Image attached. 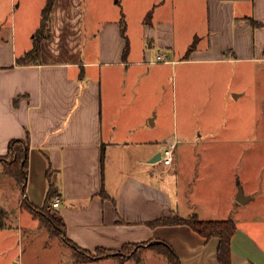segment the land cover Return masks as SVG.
Masks as SVG:
<instances>
[{
	"label": "crops",
	"instance_id": "0c3cea01",
	"mask_svg": "<svg viewBox=\"0 0 264 264\" xmlns=\"http://www.w3.org/2000/svg\"><path fill=\"white\" fill-rule=\"evenodd\" d=\"M48 1L0 0V157L14 139L30 147L19 206H43L52 181L60 205L49 210L66 226L64 239L92 254L165 241L181 264H219V240L150 223L232 219V264H264V233L249 212L264 195V95L249 91V77L257 83L264 72V26L251 20L264 24V0H55L40 61L19 65ZM212 98L252 108L227 112L229 127L176 123L188 120L190 104ZM213 115L203 107L196 117ZM172 141L174 164L152 163ZM254 145L263 146L261 166L234 156ZM214 149L231 157L201 158ZM6 177L19 186L0 161Z\"/></svg>",
	"mask_w": 264,
	"mask_h": 264
},
{
	"label": "rangeland",
	"instance_id": "374dc122",
	"mask_svg": "<svg viewBox=\"0 0 264 264\" xmlns=\"http://www.w3.org/2000/svg\"><path fill=\"white\" fill-rule=\"evenodd\" d=\"M153 2H155V0H142V4H146L147 7H150V4ZM119 5H124V3ZM175 7L179 9L177 2ZM1 13L3 17H7L9 21L12 20L13 14L9 13V9H7L6 6L1 10ZM150 16L151 15H149V17ZM180 29L181 27L178 28L179 35ZM249 78L251 82L249 85L250 93L257 91L259 96L264 95V72L258 76L259 82L257 83L252 82L253 75ZM170 84L171 90H173L172 81ZM193 86L196 85L193 84ZM214 100L213 98L199 99L193 102L190 104V111L188 110L190 113H186L188 120L183 121L182 118L180 120V117L177 116L178 119L176 123L191 129L196 127L197 124L205 128L213 127L211 129H215L219 126L225 127L227 125L229 127L233 120L228 117L229 114L227 112L230 113L231 110H251L252 108L248 100H243L240 105L237 106H232L231 104L229 106L224 99H218L215 100V102ZM253 100L254 99H251V101ZM208 101L214 102V105ZM196 106L200 107L198 111L193 109ZM203 107H205V111L208 113L212 115L215 113L212 118H201L199 120V118L196 117L199 112L201 113V111H203ZM162 109L167 120L170 115L169 106L165 105ZM170 116L173 119V116ZM256 147L257 145H254L253 148L250 147L247 150H239L234 156L238 159H242L240 157L253 158L259 163V166H261L263 146L260 148ZM229 152L230 151L220 149L206 150L201 158L215 161L223 158L229 159V157H231ZM184 156L185 159H196L192 153H186ZM253 173L256 177L254 180H257V176L261 173V168H254ZM224 174L226 173L224 172ZM14 183L15 182L9 177L0 180V264H173L166 254L152 247L144 249L141 255L142 261L138 258L127 260L126 257L123 259L119 257L117 259L105 256L101 258L102 260L100 262H97L98 260L83 262L86 256H82L81 258V256L74 253L72 245L64 239L61 233V226L57 224L54 226L51 222L50 224L48 223L51 216L57 213L53 210L47 211L48 214H46V219L42 218L46 224L44 226L41 222V213H34L24 206H21L22 208L19 206V201L22 197V188L21 186H16ZM256 199V201L252 202V211L249 212L251 215L255 216L257 222L255 223V228L262 230L264 233V195L259 194ZM91 255H93V258L99 256L96 253Z\"/></svg>",
	"mask_w": 264,
	"mask_h": 264
},
{
	"label": "trees",
	"instance_id": "16d2710c",
	"mask_svg": "<svg viewBox=\"0 0 264 264\" xmlns=\"http://www.w3.org/2000/svg\"><path fill=\"white\" fill-rule=\"evenodd\" d=\"M55 0H49L46 6L43 9V20L41 24V28L35 34V45L29 51L26 56L19 59V65H26V63L34 60L40 61L41 57V44L44 38H47L50 35L51 27H50V20L52 16V9L54 7ZM254 26L262 25L260 22H257L254 19H251ZM18 99H16V102ZM29 143L23 138H17L12 140L8 146V154L6 156L0 157V161L5 166V173L17 181L19 186L22 188V195L25 196L26 187H27V178L29 175ZM104 157V153L102 158ZM51 178V174H49L48 179ZM57 189L53 186L52 181L50 182V188L48 192V197L43 206H36L32 204L30 201L25 199L22 205L32 212H39L42 214L41 222L45 224L43 219H46L47 211H50L49 208L51 203L55 197H57ZM52 212V211H51ZM43 218V219H42ZM55 226V224L61 226V233L64 236L66 231V226L63 224V221L57 214H53L48 221ZM153 227L158 226H173V225H186L190 226L196 233L200 236L205 238L207 241L212 239L219 240L218 246V263L219 264H232V241L234 238V234L238 229L237 222L232 219L228 220H219V221H212V220H200L196 215L190 216L188 218H182L178 215L173 216L172 218H161L157 219V221L150 223ZM72 245L73 251L78 256H86V259L83 262H89V260H98L102 257H109V258H119L122 257L128 260L132 258H138L142 261L141 255L143 251L147 247L156 248L161 253L166 254L169 259L173 262V264H181L177 252L173 250V248L166 243L165 241H154L150 240L147 242H143L142 244H134V243H127L123 247L121 251H109L104 248H97L96 254L97 258H93L92 253L85 249H80L79 247L75 246L70 240L65 239ZM153 243V244H151Z\"/></svg>",
	"mask_w": 264,
	"mask_h": 264
},
{
	"label": "built area",
	"instance_id": "2783aa9c",
	"mask_svg": "<svg viewBox=\"0 0 264 264\" xmlns=\"http://www.w3.org/2000/svg\"><path fill=\"white\" fill-rule=\"evenodd\" d=\"M159 60H162V56L158 57ZM177 147V142L176 141H172L169 143V146L167 148L164 149V151L161 153V158L159 161L162 162V164L166 167V168H170L173 164H174V156H175V148ZM60 205V199L56 198L53 202H52V207L53 208H58Z\"/></svg>",
	"mask_w": 264,
	"mask_h": 264
},
{
	"label": "water",
	"instance_id": "95a60500",
	"mask_svg": "<svg viewBox=\"0 0 264 264\" xmlns=\"http://www.w3.org/2000/svg\"><path fill=\"white\" fill-rule=\"evenodd\" d=\"M160 158H161V153H159L158 155H156L155 158H153L151 161H152V163H155V162H158V160H160ZM151 244H153V243H151Z\"/></svg>",
	"mask_w": 264,
	"mask_h": 264
}]
</instances>
